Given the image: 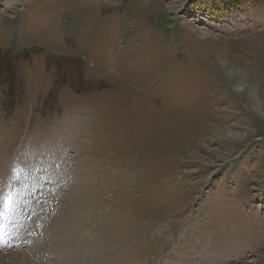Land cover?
I'll return each instance as SVG.
<instances>
[{"label": "rangeland", "instance_id": "1", "mask_svg": "<svg viewBox=\"0 0 264 264\" xmlns=\"http://www.w3.org/2000/svg\"><path fill=\"white\" fill-rule=\"evenodd\" d=\"M221 11L0 0V264H264V6Z\"/></svg>", "mask_w": 264, "mask_h": 264}, {"label": "trees", "instance_id": "2", "mask_svg": "<svg viewBox=\"0 0 264 264\" xmlns=\"http://www.w3.org/2000/svg\"><path fill=\"white\" fill-rule=\"evenodd\" d=\"M193 10H205V14L219 18L223 15L222 9L233 10L243 4L264 6V0H189ZM216 16V17H215Z\"/></svg>", "mask_w": 264, "mask_h": 264}, {"label": "bare ground", "instance_id": "3", "mask_svg": "<svg viewBox=\"0 0 264 264\" xmlns=\"http://www.w3.org/2000/svg\"><path fill=\"white\" fill-rule=\"evenodd\" d=\"M222 135L223 136H225V137H228V138H239V137H241V135L240 134H236V133H233V132H230V131H223L222 132ZM32 200V199H31ZM31 200H29L28 202H33V201H31ZM7 202V201H6ZM17 207H20L21 206V204L20 203H18L17 202ZM23 205V204H22ZM7 205L6 204H4V205H2V208H4V207H6ZM26 212H27V210H26ZM31 211L29 210L28 212H27V214H29ZM22 213L23 212H21L20 213V215L18 216V217H16V219H17V223L19 224V226L20 225H22L23 223H22ZM26 214V213H25ZM16 215V214H15ZM39 215H40V213H39ZM34 218V217H33ZM47 218L50 220V218H51V216H47ZM36 223V222H35ZM33 224L34 223H32V226H33ZM21 228V227H20ZM44 247H47V243L46 244H41V245H39V247L36 249V247L34 248V249H32L31 250V254L29 255V253H23V252H21V253H23L24 254V257H21V259L22 260H18V259H16V258H12V264H34V263H36V262H34V256H36V252H34V251H41V250H43L44 249ZM1 249V248H0ZM36 249V250H35ZM46 251H47V249H46ZM64 250H59L57 253H62ZM1 253H3V252H0V254ZM64 254V253H63ZM43 262V261H42ZM47 263V261H45V262H43V264H46Z\"/></svg>", "mask_w": 264, "mask_h": 264}]
</instances>
